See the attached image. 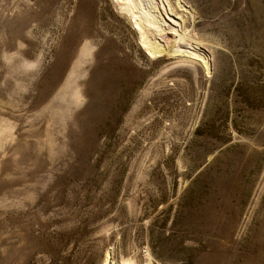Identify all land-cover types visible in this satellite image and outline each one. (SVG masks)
<instances>
[{
  "label": "rangeland",
  "instance_id": "374dc122",
  "mask_svg": "<svg viewBox=\"0 0 264 264\" xmlns=\"http://www.w3.org/2000/svg\"><path fill=\"white\" fill-rule=\"evenodd\" d=\"M167 1L207 69L125 0H0V264H264V0Z\"/></svg>",
  "mask_w": 264,
  "mask_h": 264
},
{
  "label": "bare ground",
  "instance_id": "6f19581e",
  "mask_svg": "<svg viewBox=\"0 0 264 264\" xmlns=\"http://www.w3.org/2000/svg\"><path fill=\"white\" fill-rule=\"evenodd\" d=\"M175 2L178 6H182L180 5V0H175ZM125 4L131 12L134 26L140 31L139 43L147 56L154 57L162 53L163 45L161 40L167 41L164 40L166 38L164 25H167V28L172 31V43H170V47L167 46V51H170V53H184L189 58L201 59L207 69L204 53L199 49L195 38H193L189 30L181 27V23L176 18L171 17L166 11V6H169L167 0H125ZM161 11L166 14L170 21L178 23L179 27L167 21ZM103 264H112L108 254ZM145 264H150V261H146Z\"/></svg>",
  "mask_w": 264,
  "mask_h": 264
}]
</instances>
